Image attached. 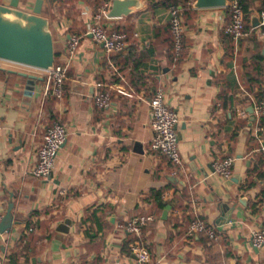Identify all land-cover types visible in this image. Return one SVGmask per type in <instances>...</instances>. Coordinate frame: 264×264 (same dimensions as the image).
I'll return each mask as SVG.
<instances>
[{
  "label": "crops",
  "instance_id": "0c3cea01",
  "mask_svg": "<svg viewBox=\"0 0 264 264\" xmlns=\"http://www.w3.org/2000/svg\"><path fill=\"white\" fill-rule=\"evenodd\" d=\"M43 1L58 57L70 36L82 37L62 99L46 94L42 75L28 98V78L18 72L41 73L0 66V212L11 208L14 216L11 231H0V264H141L126 228L138 215L154 216L141 236L151 252L145 264H264V247L252 243L264 223V125L253 103L264 89V34L253 24L264 0H248V30L238 42L224 32L227 7L193 5L182 16L179 56L168 7L139 0L130 15L110 19L131 35L122 52L108 54L83 33L111 0ZM35 2L19 0V7L31 11ZM160 87L179 116L182 166L150 149L149 102ZM102 91L112 97L104 108L94 102ZM55 120L66 126L67 140L51 176L38 178L31 172ZM226 157L235 159L230 177L213 168ZM197 216L215 227L217 239L188 234ZM67 220V232L60 230Z\"/></svg>",
  "mask_w": 264,
  "mask_h": 264
},
{
  "label": "built area",
  "instance_id": "2783aa9c",
  "mask_svg": "<svg viewBox=\"0 0 264 264\" xmlns=\"http://www.w3.org/2000/svg\"><path fill=\"white\" fill-rule=\"evenodd\" d=\"M111 3L103 4L92 16L84 35H91L93 39L101 44L108 54L122 52L128 43V34L120 29L118 24L110 21L108 11ZM230 11V21L224 26L225 33L230 35L236 42L243 39L246 34V13L241 0H229L227 6ZM170 22L173 34V48L176 56L183 50L184 25L182 16L175 6H171ZM259 28L264 34V8L260 11ZM82 34H73L66 42L63 53L56 58L55 66L52 70H37L47 79L46 94H52L57 99L64 97V83L68 74L69 67L73 61ZM7 61L0 60V66ZM165 90L158 88L150 99L152 111V127L154 137L150 144V149L163 154L173 165L182 166L183 160L179 150L178 113L167 103ZM112 101L109 91L99 92L94 96L96 106L104 108L110 105ZM255 118L260 120L264 115V98L261 100L253 99ZM2 132V120L0 118V138ZM68 131L66 126L59 120L53 121L46 127L43 142L38 149V162L32 169V175L38 178H48L51 176L55 165V159L59 149L66 142ZM233 157L216 159L213 162L214 172L224 177L231 176V169L234 163ZM4 214L0 212V221ZM154 219L153 215H138L131 218L126 228L136 235L141 236L144 226ZM205 232L211 239H217L218 235L215 227L197 216L191 221L188 227V234ZM252 243L256 247H264V223L252 231ZM131 250L136 254L141 264L148 263L151 260V252L145 245H132ZM80 264V263H68Z\"/></svg>",
  "mask_w": 264,
  "mask_h": 264
},
{
  "label": "water",
  "instance_id": "95a60500",
  "mask_svg": "<svg viewBox=\"0 0 264 264\" xmlns=\"http://www.w3.org/2000/svg\"><path fill=\"white\" fill-rule=\"evenodd\" d=\"M43 2L36 0L31 11L20 8L19 0H11L9 4L0 3V60L37 70L49 71L54 68L57 58L55 40L50 20L42 13ZM228 4L229 0H195L193 3L199 9L227 7ZM138 6L139 0H111L108 16H128ZM259 22L253 24L259 25ZM18 73L28 78L25 94L30 98L37 81L43 80V77L28 72ZM251 109L253 111V107ZM13 221L14 216L9 208L0 222V231L10 232ZM68 224L70 220L60 224L59 229L67 232Z\"/></svg>",
  "mask_w": 264,
  "mask_h": 264
},
{
  "label": "trees",
  "instance_id": "16d2710c",
  "mask_svg": "<svg viewBox=\"0 0 264 264\" xmlns=\"http://www.w3.org/2000/svg\"><path fill=\"white\" fill-rule=\"evenodd\" d=\"M102 0H98V3H100ZM151 7L155 8L157 6H164V7H168L169 9L171 8V6H175L176 8H178L181 16H184V14H188L189 11H191L192 9V6H193V3L195 0H148ZM242 4H243V8H244V11L246 13V19H248V13H249V3H248V0H241ZM228 8V7H227ZM264 8V6H263ZM229 10V8H228ZM230 21V11H229V20L228 22ZM247 22V26H246V30H248V21ZM118 27L120 29H123L127 32L128 34V39H130V35H131V31L129 30V28H125L124 26H121V25H118ZM170 32H171V40H172V45H173V34H172V27H171V22H170ZM224 32H225V28H224ZM230 36V35H228ZM231 37V36H230ZM232 38V37H231ZM57 58H58V55L59 53H57ZM258 100H261L264 98V89L260 90L259 92V95H258ZM260 124L263 126L264 125V115L260 118ZM151 197L153 199H155L158 204H160L161 206H163V198H162V192L160 190L156 191L154 190L152 192V195ZM134 235V234H133ZM142 236V235H141ZM141 236H136L134 235V238H133V242L132 244H136V245H145L143 243V240H141ZM147 246V245H145ZM12 260L13 261H16L17 258H16V255H12Z\"/></svg>",
  "mask_w": 264,
  "mask_h": 264
}]
</instances>
